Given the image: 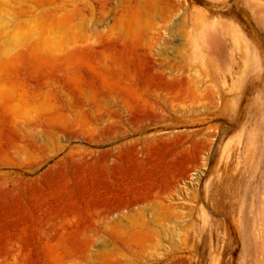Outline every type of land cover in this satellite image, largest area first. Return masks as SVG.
<instances>
[{"label": "rangeland", "instance_id": "rangeland-1", "mask_svg": "<svg viewBox=\"0 0 264 264\" xmlns=\"http://www.w3.org/2000/svg\"><path fill=\"white\" fill-rule=\"evenodd\" d=\"M223 1L259 48L198 1L130 0L86 42L85 0H0V264H264V0Z\"/></svg>", "mask_w": 264, "mask_h": 264}, {"label": "bare ground", "instance_id": "bare-ground-1", "mask_svg": "<svg viewBox=\"0 0 264 264\" xmlns=\"http://www.w3.org/2000/svg\"><path fill=\"white\" fill-rule=\"evenodd\" d=\"M187 1H198V3L200 2L202 5V8L199 10L198 12H195V14H193V16L191 17L192 20H194V22L196 23H204V21H210L211 19H213V21H215L216 19L219 20V23L221 25V28L224 27V31H229L233 36H235V38H239L241 39L243 42H245L246 44H252L253 46H258V48L260 47V42L258 40V34H257V30L256 27L253 25L252 22V16L249 13V11L243 7V6H239V5H232V6H227V4L223 1V0H185V2ZM223 1V2H222ZM226 1V0H225ZM254 1V0H253ZM256 1V0H255ZM254 1V2H255ZM13 3V2H12ZM228 3V2H227ZM256 3H258L256 1ZM260 3V2H259ZM16 4V3H15ZM129 4H130V0H129ZM128 1L127 0H85L84 2V28H83V35L82 38L84 41H89L91 38L95 37L96 35L100 34L99 32H96L97 29H100L102 31L109 29L111 26L110 23L112 22V26L113 23L116 24L115 22L121 18L124 17V15L120 16L119 18H117L116 16L118 14H122L121 12L125 13V9L129 7ZM187 4V3H186ZM230 4V3H229ZM228 4V5H229ZM236 4V3H234ZM261 4V3H260ZM13 5V4H12ZM200 5V4H199ZM8 8V7H7ZM18 9V8H16ZM100 9L103 13H101L103 15V19L101 20L102 24L98 25V23L92 21V16H93V12L94 10ZM9 10V9H8ZM22 10V8H21ZM201 10V11H200ZM154 13V12H152ZM236 13H239V17L236 16ZM4 15V13H3ZM2 15H0V75L3 71L2 65L5 61L9 60L7 59L6 56H9L10 54L13 55L14 53H12L11 51H13L15 48L12 46L13 42L15 40V42L18 41V34L16 35L15 33H13V31L11 32L10 28H11V24H10V18L8 17H4ZM6 15V14H5ZM8 15V14H7ZM97 16V17H96ZM101 16V15H100ZM191 16V15H190ZM18 17V16H17ZM95 17L98 19V15L96 14ZM31 18V17H30ZM94 18V19H96ZM100 20H98V22H100ZM216 20V21H217ZM170 22H173L170 21ZM175 22V20H174ZM226 22V24H225ZM119 23V21H118ZM225 24V25H224ZM19 30V29H18ZM31 30V29H30ZM112 30V29H111ZM20 31V30H19ZM18 31V32H19ZM94 31V32H93ZM150 31H153V28L150 29ZM17 32V33H18ZM22 32V31H21ZM112 32V31H111ZM20 33V32H19ZM23 33V32H22ZM27 33V32H26ZM25 33H23L24 35ZM31 34V33H30ZM51 34V33H50ZM101 36V35H98ZM23 38V37H22ZM25 38V37H24ZM48 38V37H46ZM107 39V44L111 45V46H115L117 44L116 43V39ZM33 40V39H32ZM261 40V39H260ZM19 41L21 42V39H19ZM32 42V41H31ZM34 42V41H33ZM41 44V43H40ZM106 44V45H107ZM41 45H44L41 44ZM103 45V44H102ZM102 47V46H101ZM104 48H108L107 46H103ZM102 47V48H103ZM123 47V45H122ZM134 47V46H133ZM19 48V47H18ZM17 48V49H18ZM21 48V47H20ZM113 48V47H111ZM54 49V48H53ZM19 51V50H18ZM11 52V53H10ZM20 52V51H19ZM18 53V52H17ZM15 56V55H14ZM18 56V55H16ZM186 56V54H185ZM14 58V57H13ZM186 58V57H184ZM7 59V60H6ZM16 60V59H15ZM188 60V59H187ZM186 61V60H184ZM9 62V61H7ZM13 62V61H12ZM6 63V62H5ZM180 66L179 71L181 70ZM183 68V67H182ZM178 70V69H177ZM182 71V70H181ZM170 72V70H169ZM174 72V71H173ZM178 71H176L177 73ZM190 72V71H189ZM8 73V72H7ZM175 73V72H174ZM179 73V72H178ZM181 73V72H180ZM194 74V72H192ZM169 74V73H168ZM181 75V74H180ZM191 75V74H190ZM189 75V76H190ZM10 76V74H9ZM180 77V76H179ZM1 78V77H0ZM7 78V77H6ZM6 78L4 80H6ZM182 78V77H181ZM183 79V78H182ZM194 80V78L190 77V81ZM189 79H187L186 81H188ZM10 81V80H9ZM177 81V79H174V75L171 74L168 76V81H166V84L168 86H173L174 84L173 82ZM179 81V80H178ZM177 81V82H178ZM183 81V80H182ZM4 82V81H3ZM185 82V80H184ZM189 82V81H188ZM179 83V82H178ZM173 84V85H172ZM184 84V83H183ZM189 84V83H188ZM185 85V84H184ZM176 86V84H175ZM180 86V85H179ZM181 87V86H180ZM170 88V87H169ZM167 88V89H169ZM183 87H181L182 89ZM184 90V89H182ZM16 91V90H14ZM174 91V90H172ZM17 92V91H16ZM184 95V91L182 93ZM171 95V94H170ZM176 95V94H175ZM174 95V96H175ZM178 95V92H177ZM17 95L14 94V92H9L7 90L4 92H0V110L4 108H6L5 106L7 105L8 102L13 103L16 100ZM170 97V96H169ZM178 97V96H177ZM181 97V96H180ZM175 99V97H173V100ZM178 99H182V98H178ZM176 101V99H175ZM181 101V100H180ZM181 103V102H180ZM9 105V104H8ZM8 107V106H7ZM16 107V105H15ZM8 109V108H7ZM18 113V111H17ZM17 115V114H16ZM2 131V130H1Z\"/></svg>", "mask_w": 264, "mask_h": 264}]
</instances>
